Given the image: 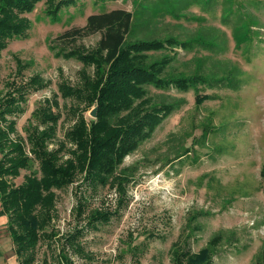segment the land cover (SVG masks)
<instances>
[{
    "label": "rangeland",
    "instance_id": "rangeland-1",
    "mask_svg": "<svg viewBox=\"0 0 264 264\" xmlns=\"http://www.w3.org/2000/svg\"><path fill=\"white\" fill-rule=\"evenodd\" d=\"M138 1L143 0H77L56 18L47 15L46 3L41 1L33 12L24 14L31 23L26 36L10 40L0 55V91L8 79L27 80L34 75L47 86L30 93L25 112L15 116L20 135L26 138L28 119L47 99L57 97L59 107L54 109L61 113L58 139L50 148L63 139L74 122L69 109L75 101L64 99L58 85L63 80L76 85L83 64L58 54L72 46L59 37L85 26L91 14L113 9L132 12ZM201 4L191 6L181 17L160 19V33L188 38L202 29L217 27L224 48H178L170 73L193 74L204 60L202 74L208 78L218 75L213 78L219 79L227 76L223 70L230 67L239 73L240 85L237 89L224 84L214 89L199 86L187 92L151 88L152 94L175 97L184 104L125 158L121 168L130 167L135 173L125 202L119 206L115 189L88 186L82 177L58 190L53 228L60 236L40 241L35 264H173L176 244L180 250L199 253L217 234L221 241L212 264H260L258 256L264 243V0H203ZM210 5L215 6L209 9ZM100 38L101 33H97L76 45L93 49ZM20 67L23 75L18 76ZM198 94L211 98L198 104ZM80 106L85 109L84 104ZM91 112L84 113L89 120L94 119ZM204 130L206 140L202 138ZM180 145L179 154L185 155L179 158L172 149ZM33 171L39 172L37 162L23 169L14 182L21 184ZM79 200L86 201L81 217L76 211ZM93 209L109 210L110 221L88 225L86 215ZM76 229L82 231L78 243L84 253L67 248L70 259L74 258L63 261L60 250L66 248V241L61 236ZM2 235L8 241L1 247L20 264L8 225L0 230V239Z\"/></svg>",
    "mask_w": 264,
    "mask_h": 264
},
{
    "label": "trees",
    "instance_id": "trees-1",
    "mask_svg": "<svg viewBox=\"0 0 264 264\" xmlns=\"http://www.w3.org/2000/svg\"><path fill=\"white\" fill-rule=\"evenodd\" d=\"M41 1H45V11L51 18L77 2L0 0V55L10 40L26 36L31 23L24 14L33 12ZM202 1H138L132 12L113 9L91 14L85 26L72 28L61 35L59 38L68 40L72 46L60 49L58 54L78 59L83 67L76 85L67 80L58 85L61 96L73 99L75 103L69 109L74 122L55 147L50 148L57 137L61 119V113L54 109L59 107L57 97L53 101L45 100L35 109L28 119L26 138L18 133L15 119L16 115L25 112L29 94L47 86L44 79L34 75L27 80L14 78L4 83L0 91V215L8 218V231L20 264H35L40 241L60 236L53 228L57 216V191L70 187L79 177L88 186L115 189L118 205H123L128 184L135 174L130 167L121 168L125 158L184 104L175 97L152 94L151 88L159 91L174 88L180 92L199 86L214 89L221 84L238 88L239 73L235 69L225 67L223 72L227 76L208 78L201 71L204 60L193 74L170 73L178 48L186 51H191L195 45L207 50L224 48V39L217 27L202 29L188 38L160 33V19L167 15L181 17L191 6H203ZM214 6L210 5L209 9ZM97 33H101V38L95 48L88 50L76 45L78 40ZM18 65L21 66V62ZM17 74L23 75L22 68L17 69ZM210 98L198 94L196 102L201 104ZM79 103L84 104L85 109H81ZM95 107L96 117L89 120L84 113ZM207 136L204 130L202 138L206 140ZM179 147L172 149L174 154L180 153L183 146ZM184 155L179 154V158ZM36 162L39 172L26 175L17 185L14 180L21 176V171L30 169ZM261 180L264 193V165ZM81 200L77 202L78 217L85 213L86 201ZM111 215L109 210L93 209L86 215L87 224L108 223ZM81 233L76 229L61 236L66 241V248L60 250L63 261L72 262L67 248L84 253L78 243ZM210 241L199 253L181 251L176 244L172 248L173 264H212L221 237L217 234ZM258 260L264 264V243Z\"/></svg>",
    "mask_w": 264,
    "mask_h": 264
},
{
    "label": "crops",
    "instance_id": "crops-1",
    "mask_svg": "<svg viewBox=\"0 0 264 264\" xmlns=\"http://www.w3.org/2000/svg\"><path fill=\"white\" fill-rule=\"evenodd\" d=\"M0 211H1V203H0ZM7 225H8L7 216L0 215V230H1V232L4 231V229L6 228ZM1 237L2 238L0 239V261H7L6 264H18L15 257L10 254L9 250L7 251L3 247H1L2 244H4L5 242L8 241V239L5 238L4 235H2ZM5 258H6V260H5ZM13 258L15 259L14 260L15 263L12 261Z\"/></svg>",
    "mask_w": 264,
    "mask_h": 264
},
{
    "label": "water",
    "instance_id": "water-1",
    "mask_svg": "<svg viewBox=\"0 0 264 264\" xmlns=\"http://www.w3.org/2000/svg\"><path fill=\"white\" fill-rule=\"evenodd\" d=\"M96 112H97V107L92 109V112H91L92 117L94 118L96 117Z\"/></svg>",
    "mask_w": 264,
    "mask_h": 264
},
{
    "label": "built area",
    "instance_id": "built-area-1",
    "mask_svg": "<svg viewBox=\"0 0 264 264\" xmlns=\"http://www.w3.org/2000/svg\"><path fill=\"white\" fill-rule=\"evenodd\" d=\"M74 257H71V259H73Z\"/></svg>",
    "mask_w": 264,
    "mask_h": 264
}]
</instances>
